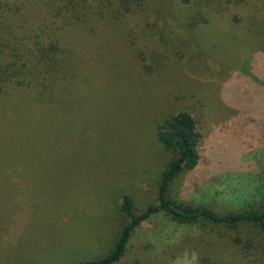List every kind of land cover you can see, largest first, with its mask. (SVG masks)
I'll return each instance as SVG.
<instances>
[{"label":"rangeland","instance_id":"rangeland-1","mask_svg":"<svg viewBox=\"0 0 264 264\" xmlns=\"http://www.w3.org/2000/svg\"><path fill=\"white\" fill-rule=\"evenodd\" d=\"M0 1L22 7L14 25L56 22L55 0ZM204 10L206 23L192 26L194 0H98L64 34L69 72L45 95L33 85L1 97L0 264L108 255L128 222L123 197L137 215L158 203L174 155L157 127L179 112L197 122L201 160L171 197L218 213L264 200V0ZM261 242L254 226L181 225L158 213L118 264H264Z\"/></svg>","mask_w":264,"mask_h":264},{"label":"trees","instance_id":"trees-1","mask_svg":"<svg viewBox=\"0 0 264 264\" xmlns=\"http://www.w3.org/2000/svg\"><path fill=\"white\" fill-rule=\"evenodd\" d=\"M55 19L51 25L44 22L37 31L28 28L26 20L19 25L9 21L10 15H20L22 7H12L0 1V99L12 87L27 88L36 85L45 95L55 84L57 75L64 67V34L68 27L83 20L85 12L98 0H55ZM123 6L129 0H120ZM189 4L191 0H179ZM199 13L191 15V25L196 26L199 18L206 23L202 11L211 7L217 0H194ZM222 1V0H220ZM227 3L241 4L247 0H225ZM191 26V27H192ZM33 28L37 26L32 24ZM65 73L69 72L65 66ZM157 140L162 148L174 155L161 172L158 183V203L150 205L141 214L134 212L133 199L125 195L121 208L128 218L115 243L105 257L79 262L77 264H118L125 256L129 242L135 231L153 215L163 213L181 225L201 223L214 226H227L238 229L241 226H254L264 234V200L258 206L240 212L218 213L212 209L180 202L171 197L170 191L179 178L195 169L201 160L200 145L202 135L197 122L190 113L179 112L166 118L157 127ZM242 245V242H238ZM248 244H252L248 242ZM264 249V242H261ZM253 246H246L247 249Z\"/></svg>","mask_w":264,"mask_h":264}]
</instances>
